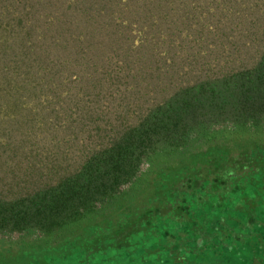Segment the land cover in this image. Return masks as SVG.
<instances>
[{
  "label": "trees",
  "instance_id": "obj_1",
  "mask_svg": "<svg viewBox=\"0 0 264 264\" xmlns=\"http://www.w3.org/2000/svg\"><path fill=\"white\" fill-rule=\"evenodd\" d=\"M239 234L264 258V0H0V264Z\"/></svg>",
  "mask_w": 264,
  "mask_h": 264
},
{
  "label": "rangeland",
  "instance_id": "obj_2",
  "mask_svg": "<svg viewBox=\"0 0 264 264\" xmlns=\"http://www.w3.org/2000/svg\"><path fill=\"white\" fill-rule=\"evenodd\" d=\"M121 234L122 235L127 234V231H125ZM242 238H243V236L241 237V235L239 237L236 236V237L232 238L229 242H227V237L223 235V242L229 246L228 247L229 250L226 251L225 249H222L219 246H215L214 248H207L206 254H205V261L206 262H203L202 264H242L246 260H248L249 264H264V258H260V255L258 253H255V252L251 255L250 258H247L245 255L243 256L240 254L236 255L237 258H231L230 257V252L232 253L234 250L235 252L239 253V251H241L240 248H243V246H241V243H242V241H244V238L243 239ZM214 250H216V251L213 253H210L211 251H214ZM203 251H205V249H203ZM225 252H226V256L230 257V258L225 257ZM215 258H217L218 260L214 261ZM195 264H201V263L195 262Z\"/></svg>",
  "mask_w": 264,
  "mask_h": 264
}]
</instances>
